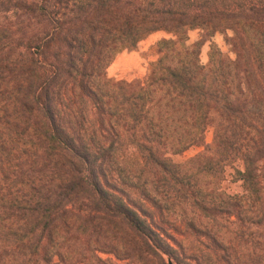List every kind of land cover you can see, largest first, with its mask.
I'll return each mask as SVG.
<instances>
[{"label": "trees", "instance_id": "trees-1", "mask_svg": "<svg viewBox=\"0 0 264 264\" xmlns=\"http://www.w3.org/2000/svg\"><path fill=\"white\" fill-rule=\"evenodd\" d=\"M3 12L0 264H264V0H0ZM160 31L142 80L108 76ZM237 162L243 193L230 194Z\"/></svg>", "mask_w": 264, "mask_h": 264}, {"label": "rangeland", "instance_id": "rangeland-1", "mask_svg": "<svg viewBox=\"0 0 264 264\" xmlns=\"http://www.w3.org/2000/svg\"><path fill=\"white\" fill-rule=\"evenodd\" d=\"M6 15L9 16L11 13H0V22L6 20ZM171 35L160 31L151 34L145 40L141 41L135 50H124L117 54L115 60L107 69L108 76L116 79H124L127 81H133L135 79H143L146 75L148 64L150 61L155 60V56L152 54L150 47L160 40L163 37H170ZM190 43L195 42L199 39V31H191L190 34ZM213 41L217 43L220 48L229 54L232 58H235L233 52H231L228 45H226L224 40V35L217 33ZM209 50L210 43H206L201 50V61L203 64H206L209 60ZM213 139V128H209L206 132V143L212 142ZM204 150V147L193 146L189 148L182 154H170L171 158L177 162L182 163L188 160L189 158L194 157ZM138 159L137 154L134 150H131L128 154V160L130 162H135ZM235 168H242V163L237 162L233 167L227 169L225 180L222 184L223 189L230 194L243 193L242 182L238 181L235 176ZM124 264V263H122Z\"/></svg>", "mask_w": 264, "mask_h": 264}, {"label": "water", "instance_id": "water-1", "mask_svg": "<svg viewBox=\"0 0 264 264\" xmlns=\"http://www.w3.org/2000/svg\"><path fill=\"white\" fill-rule=\"evenodd\" d=\"M169 264H176L173 260H169V262H168Z\"/></svg>", "mask_w": 264, "mask_h": 264}]
</instances>
